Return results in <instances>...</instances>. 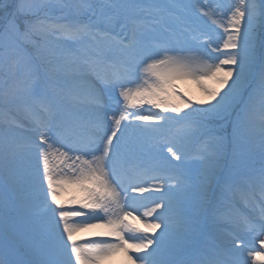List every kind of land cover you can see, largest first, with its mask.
Returning <instances> with one entry per match:
<instances>
[{"label": "snow or ice", "instance_id": "obj_1", "mask_svg": "<svg viewBox=\"0 0 264 264\" xmlns=\"http://www.w3.org/2000/svg\"><path fill=\"white\" fill-rule=\"evenodd\" d=\"M0 117V264H264V0H0Z\"/></svg>", "mask_w": 264, "mask_h": 264}, {"label": "rangeland", "instance_id": "obj_2", "mask_svg": "<svg viewBox=\"0 0 264 264\" xmlns=\"http://www.w3.org/2000/svg\"><path fill=\"white\" fill-rule=\"evenodd\" d=\"M223 2L225 4H228V3H230V0H223ZM177 92H179V94L182 96L185 92H187L188 94H190L191 97L194 98V100L203 98L201 90L199 89V86L196 85L195 82H193V81H189L188 83H183V82L179 83L178 88H177ZM0 118H2V117H0ZM74 195L80 196L81 193H79L78 191H76L75 189H72L70 187L69 190L64 194L62 199H68Z\"/></svg>", "mask_w": 264, "mask_h": 264}, {"label": "bare ground", "instance_id": "obj_3", "mask_svg": "<svg viewBox=\"0 0 264 264\" xmlns=\"http://www.w3.org/2000/svg\"><path fill=\"white\" fill-rule=\"evenodd\" d=\"M117 264H127L126 257L123 255L117 262Z\"/></svg>", "mask_w": 264, "mask_h": 264}]
</instances>
